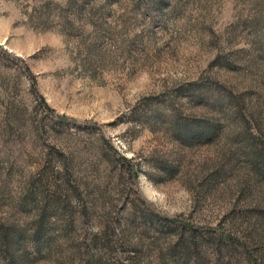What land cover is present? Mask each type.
<instances>
[{"label": "rangeland", "instance_id": "obj_1", "mask_svg": "<svg viewBox=\"0 0 264 264\" xmlns=\"http://www.w3.org/2000/svg\"><path fill=\"white\" fill-rule=\"evenodd\" d=\"M0 264H264V0H0Z\"/></svg>", "mask_w": 264, "mask_h": 264}]
</instances>
